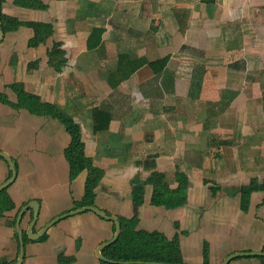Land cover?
<instances>
[{
  "label": "crops",
  "instance_id": "1",
  "mask_svg": "<svg viewBox=\"0 0 264 264\" xmlns=\"http://www.w3.org/2000/svg\"><path fill=\"white\" fill-rule=\"evenodd\" d=\"M1 13L53 33L33 45L36 30L21 24L0 42V152L17 169L4 188L14 207L0 215V264L17 263L20 232L21 264H117L100 258L116 223L93 211L30 237L86 206L178 237L184 264H204L205 242L210 264H262L264 190L244 201L242 188L264 181V0H3ZM21 92L39 104H21ZM41 104L80 126L103 173L93 204L79 206L89 171L71 178V132ZM158 172L171 190L187 176L183 205L152 204ZM11 176L0 155V186Z\"/></svg>",
  "mask_w": 264,
  "mask_h": 264
},
{
  "label": "trees",
  "instance_id": "2",
  "mask_svg": "<svg viewBox=\"0 0 264 264\" xmlns=\"http://www.w3.org/2000/svg\"><path fill=\"white\" fill-rule=\"evenodd\" d=\"M1 5H2V1ZM2 24L4 32L13 30L21 24H26L33 27L36 30L35 42L31 44L36 45L41 39H46L53 33V27L51 24L39 23V22H19L18 19L7 17L1 13ZM59 43L55 44L54 49L51 52V56L61 54ZM21 104L23 102H31L39 104V99L36 96L20 93ZM42 108L44 112L58 115V117L64 122L69 131L72 134L73 141L70 147L66 150L67 159L71 165V178L75 179L81 172L88 170L89 175L86 183V194L83 201L79 206L93 204L95 196V188L99 184L102 177V170L95 167L91 160L86 157L84 152V143L82 141L80 126L70 117L61 112L57 113L55 107L50 104H41L39 108ZM33 111L34 108H31ZM179 180V187L175 190H171L165 183V175L163 173H155L150 179L154 185L155 191L152 197V204L156 206L164 205L167 208H177L186 201L185 192L187 188V176L183 173L177 175ZM134 203L136 209L144 202V185L135 181L134 184ZM256 190H264V181L259 183L253 180L250 185L242 188V194L244 201L247 197ZM9 202L4 204L5 202ZM14 207V204L10 201V198L6 195V189L0 192V215L4 211ZM122 224V231L120 237L111 245L107 246L103 250V254L114 261L117 264H128L127 262H161L168 264H184L182 259L181 250L179 248V239L176 237L174 240H168L161 232H143L137 231L136 224L137 219H120ZM46 234L41 238L44 239ZM209 250L205 246L204 249V264H208ZM262 264H264V257H261ZM103 264H109L103 262Z\"/></svg>",
  "mask_w": 264,
  "mask_h": 264
},
{
  "label": "water",
  "instance_id": "3",
  "mask_svg": "<svg viewBox=\"0 0 264 264\" xmlns=\"http://www.w3.org/2000/svg\"><path fill=\"white\" fill-rule=\"evenodd\" d=\"M4 35H5V32L3 30V24H2V18H1V1H0V42L3 40L4 38ZM0 155L7 158L9 163H10V166H11V170H12V176L10 177V179L4 183L3 185L0 186V191L3 190L4 188H6L7 186H9L11 183H13L15 181V177H16V174H17V169H16V165H15V162L11 159V157L7 154V153H4V152H0ZM35 209H36V219H37V216H38V206H34ZM93 211L94 213H96L97 215L105 218V219H109V220H112L116 223V233L113 237V239H111L110 241L106 242L105 244L102 245V247L100 248V250L103 248V247H106L110 244H113L117 239L118 237L120 236V233H121V221L118 217L116 216H111L109 214H107L105 211H103L102 209L96 207V206H86V207H81L79 209H76L75 211H72L70 213H66L64 215H62L61 217H58L56 219H54L53 221H51L46 227H44V229L42 231H40L38 234H33L32 232L29 233L30 237L32 239H38L39 237H41L45 232L46 230L52 225L54 224L55 222H57L58 220H60L61 218L63 217H66L68 215H72V214H76V213H79V212H83V211ZM18 221L20 222L21 221V216L18 218ZM20 241H21V250H20V257L17 261L16 264H21L23 259H24V244H25V241H24V237H23V234L20 232ZM257 255H264V251L262 252H257L255 253ZM100 258L102 260H105V261H110V262H117V261H114V260H110L108 258H106L104 255H102L100 253ZM127 263H134V264H142L144 262H140V261H137V262H127ZM163 264V263H161Z\"/></svg>",
  "mask_w": 264,
  "mask_h": 264
},
{
  "label": "rangeland",
  "instance_id": "4",
  "mask_svg": "<svg viewBox=\"0 0 264 264\" xmlns=\"http://www.w3.org/2000/svg\"><path fill=\"white\" fill-rule=\"evenodd\" d=\"M205 246L208 248V250H209V253H208V264H210V258H209V254H210V246L205 242ZM205 246H204V249H205ZM181 255H182V252H181ZM204 261H205V258H204Z\"/></svg>",
  "mask_w": 264,
  "mask_h": 264
}]
</instances>
